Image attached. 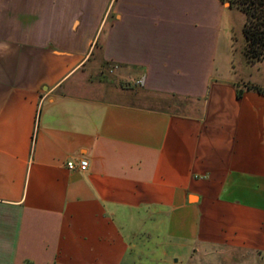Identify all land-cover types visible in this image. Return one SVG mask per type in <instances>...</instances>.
Listing matches in <instances>:
<instances>
[{
    "label": "crops",
    "instance_id": "crops-1",
    "mask_svg": "<svg viewBox=\"0 0 264 264\" xmlns=\"http://www.w3.org/2000/svg\"><path fill=\"white\" fill-rule=\"evenodd\" d=\"M230 9L0 0V264H136L141 237L163 262L264 250V95L244 89L264 85L226 71Z\"/></svg>",
    "mask_w": 264,
    "mask_h": 264
},
{
    "label": "rangeland",
    "instance_id": "rangeland-1",
    "mask_svg": "<svg viewBox=\"0 0 264 264\" xmlns=\"http://www.w3.org/2000/svg\"><path fill=\"white\" fill-rule=\"evenodd\" d=\"M229 7L228 4H225ZM245 18L240 11L230 9L226 11L223 17L222 34L220 40L223 42L224 47H227L226 55V71H229L230 76L235 78L236 81L243 83L257 82V84L264 85V60L260 63L249 64L245 60L242 52L244 48V39L242 36V29ZM97 59V56L95 57ZM93 59L92 61H95ZM90 61L87 66L86 77L92 81L102 84V91H109L110 85L115 82V76L111 74V68L108 65L102 64L95 71L91 67L94 62ZM94 68V67H93ZM117 86L130 87L132 84L128 82L115 83ZM106 97L112 99L110 94ZM141 98V97H140ZM146 100L157 102L153 97H147ZM162 102V109L168 112H183L184 114L197 113V106L189 101L179 99H160ZM194 104V105H192ZM162 238L146 239L141 237L139 239V247L142 248L139 253L136 264H264V250L261 253H252L244 250H207V253L192 254L187 257L183 262H180L177 257H168L167 262H163L162 256L157 254L155 260L152 259L151 252L156 249H161L159 243Z\"/></svg>",
    "mask_w": 264,
    "mask_h": 264
},
{
    "label": "trees",
    "instance_id": "trees-1",
    "mask_svg": "<svg viewBox=\"0 0 264 264\" xmlns=\"http://www.w3.org/2000/svg\"><path fill=\"white\" fill-rule=\"evenodd\" d=\"M243 14L245 21L242 29L244 39L243 56L247 63L255 64L264 60V0H219ZM105 65H110L107 63ZM245 90H253L264 95V88L245 86ZM243 91L236 89V96L241 99Z\"/></svg>",
    "mask_w": 264,
    "mask_h": 264
},
{
    "label": "built area",
    "instance_id": "built-area-1",
    "mask_svg": "<svg viewBox=\"0 0 264 264\" xmlns=\"http://www.w3.org/2000/svg\"><path fill=\"white\" fill-rule=\"evenodd\" d=\"M66 166L71 171L75 170V169H78L79 171L84 172V171H86L88 169L89 164H88L87 160L81 159V160H79L77 165H75L74 163L69 161V162L66 163Z\"/></svg>",
    "mask_w": 264,
    "mask_h": 264
}]
</instances>
